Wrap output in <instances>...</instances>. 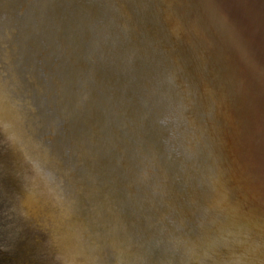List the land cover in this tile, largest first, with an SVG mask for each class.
Masks as SVG:
<instances>
[{"label":"water","instance_id":"1","mask_svg":"<svg viewBox=\"0 0 264 264\" xmlns=\"http://www.w3.org/2000/svg\"><path fill=\"white\" fill-rule=\"evenodd\" d=\"M84 256L264 264V0H0V264Z\"/></svg>","mask_w":264,"mask_h":264},{"label":"clouds","instance_id":"2","mask_svg":"<svg viewBox=\"0 0 264 264\" xmlns=\"http://www.w3.org/2000/svg\"><path fill=\"white\" fill-rule=\"evenodd\" d=\"M162 206H166L163 205ZM167 220L168 221V225H171L172 227L169 228L167 225H164V221ZM186 221L183 219H180L179 221L177 219L172 218L170 215H168L167 213H161L157 218H156V224L160 225V227L158 228V232H157V237L158 243H162L165 242V236H171L173 234V230L178 228L180 225L185 224ZM203 224V222H201V225ZM143 245H141L142 247ZM87 261V256L83 257V262L84 264H86Z\"/></svg>","mask_w":264,"mask_h":264}]
</instances>
